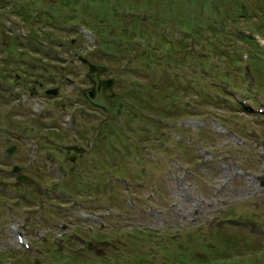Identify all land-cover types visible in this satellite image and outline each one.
Here are the masks:
<instances>
[{
	"label": "rangeland",
	"instance_id": "rangeland-1",
	"mask_svg": "<svg viewBox=\"0 0 264 264\" xmlns=\"http://www.w3.org/2000/svg\"><path fill=\"white\" fill-rule=\"evenodd\" d=\"M259 1L200 14L204 33L212 19L260 44L228 65L218 36L182 27L190 0H0V264H264ZM78 55L117 79L105 106L83 99ZM69 144L85 147L74 162Z\"/></svg>",
	"mask_w": 264,
	"mask_h": 264
},
{
	"label": "trees",
	"instance_id": "trees-1",
	"mask_svg": "<svg viewBox=\"0 0 264 264\" xmlns=\"http://www.w3.org/2000/svg\"><path fill=\"white\" fill-rule=\"evenodd\" d=\"M193 4H194V8L196 10V15L194 16V18H192V20H190L189 16L185 13L184 15L187 17L185 19L181 20V24L182 27L187 30L190 31V34L193 33L194 36L190 35V40H195L197 36V38H201L203 40L207 39V35L208 36H218L220 38V43L217 42H212L210 41V45H212L213 49L216 50V52L218 53L219 57L222 58L223 61H226L228 63V65H234V64H239L238 62H240V60L243 61V57H241L240 52H238V48H242L241 47V43L246 44L247 46L251 45V46H259L260 44L257 42V39L253 36V34H245L243 32H238V33H231L228 34V32L225 30L224 28V24H220V23H215L214 20L212 19H208L209 22L207 25V29L208 32H210L209 34L204 33V29L201 27V20H200V14L202 12H204V9L208 6L209 9H215L217 11L222 10L224 11V13H222V15H230V16H239V12L240 10H242L243 8V4L241 3V0H190ZM230 2L232 4H230ZM253 2V0H247V4L250 6V4ZM259 2H261V4H258V9L259 12H263V9L261 10L262 5H264V0H260ZM219 4V7H217ZM229 4L232 6L229 7ZM179 4L175 5L174 7H172V9L175 10V12L177 13H181L182 10L178 9ZM177 9H176V8ZM264 8V7H263ZM212 11V10H211ZM216 12V11H214ZM218 14V16L220 17L219 12H216ZM249 16V15H248ZM237 18H232L233 21H236ZM192 24V25H191ZM181 26V25H180ZM216 26V27H215ZM251 30L252 28L249 27ZM257 29L261 32V34L264 37V21L263 22H259V25L257 26ZM197 32H200L198 35L196 34ZM186 35H189L188 32H186ZM230 35H235L237 39L241 40V42L239 40H237V43H239V46H236V42L232 41V38L230 37ZM165 35H161V38H163ZM169 42L173 41V44L176 46V48H188V45L185 44V41L182 40H173L172 38L168 37L167 38ZM209 43V41H208ZM169 48H173V45H170ZM249 58L252 62L251 65V71H253L257 77H255V83H257V85L261 88L264 87V48H252V50L250 51V53L248 54ZM90 58V57H89ZM187 58V57H186ZM184 62V61H183ZM252 78V77H251ZM251 78H249L251 80ZM238 85H234L232 89H236ZM182 88H184L183 90L186 91V87L185 86H181ZM244 88L243 86H239ZM246 89V90H245ZM220 91H224L222 88H219ZM245 93L244 96H249L252 98L250 93V89L249 88H244ZM195 98L197 100H205V98L201 95L195 94ZM226 96H229L227 94H225ZM253 99V98H252ZM256 99H259L258 96ZM264 101V98H262ZM232 102H235V99L232 98V100H230ZM255 101V100H254ZM218 102V100L216 101ZM236 103V102H235ZM237 104V103H236ZM167 112V111H164ZM173 114L176 113L175 111H170ZM25 264H31L30 260H28V262H26Z\"/></svg>",
	"mask_w": 264,
	"mask_h": 264
},
{
	"label": "water",
	"instance_id": "water-1",
	"mask_svg": "<svg viewBox=\"0 0 264 264\" xmlns=\"http://www.w3.org/2000/svg\"><path fill=\"white\" fill-rule=\"evenodd\" d=\"M78 58H79V60L83 61L84 63H86L88 65V70H89L88 76H89L90 80H93L94 82H95V80L92 78L90 73L96 72L99 75L100 73H103V72H105V71H107L109 69V67L107 65L93 62L87 56L78 55ZM115 82H116V78L115 77H107V78H104V79L101 78L99 80V87L102 85L103 89H110V88L113 87ZM95 89H96L95 86H92L89 89V93H90L91 97H93L95 95ZM46 91L48 93L58 94L59 89H58V87H53V88L47 89ZM67 148L68 149H74L76 151H80V149H82L77 144L68 145ZM14 150H15V145H11L8 148V151L10 153L14 152ZM20 168L21 167L19 165H15L14 166V171H18V170H20ZM18 178H19V180H21L23 182H26V181L29 180V176L26 175V174H23V173H21Z\"/></svg>",
	"mask_w": 264,
	"mask_h": 264
},
{
	"label": "flooded vegetation",
	"instance_id": "flooded-vegetation-1",
	"mask_svg": "<svg viewBox=\"0 0 264 264\" xmlns=\"http://www.w3.org/2000/svg\"><path fill=\"white\" fill-rule=\"evenodd\" d=\"M108 71V70H107ZM107 71H105V72H107ZM105 72H103V73H105ZM103 73H100L99 75L96 73V72H92V73H90V75L92 76V78L95 80V82L93 81V80H89L90 78L88 77V72H87V78H88V80L91 82V86L89 87V88H84L83 90H82V95H83V99H85V100H87L89 103H92L94 106L96 105H103V104H100V103H97L95 100V96H96V93H98V91L99 90H107V89H103V86L101 85L100 87H99V80L102 78V79H104V78H107V77H101V74H103ZM116 83V82H115ZM92 86H95V95L93 96V97H91L90 96V93H89V89L92 87ZM114 86V85H113ZM58 87V86H57ZM59 89V88H58ZM36 91V90H35ZM47 92V91H46ZM61 104H63V103H61ZM101 106H98V107H101ZM103 106H105V105H103ZM106 113H107V118H109L110 117V113H111V110H110V108L108 107V106H106ZM95 110H97V109H95L94 108V111ZM116 112L117 113H120L121 112V110L120 109H116ZM79 147L80 148H82V149H80V151H75L74 149H67V147L66 146H64V148H65V150H66V152H67V157H68V159H70V160H73V162L74 161H76V159H77V155H81V153L82 152H84V146H82V145H79ZM17 177H18V174H17Z\"/></svg>",
	"mask_w": 264,
	"mask_h": 264
},
{
	"label": "bare ground",
	"instance_id": "bare-ground-1",
	"mask_svg": "<svg viewBox=\"0 0 264 264\" xmlns=\"http://www.w3.org/2000/svg\"><path fill=\"white\" fill-rule=\"evenodd\" d=\"M254 192H255V194H257V190H255Z\"/></svg>",
	"mask_w": 264,
	"mask_h": 264
}]
</instances>
